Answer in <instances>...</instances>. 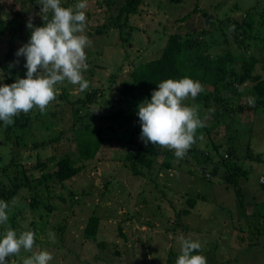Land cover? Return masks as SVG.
<instances>
[{"label":"rangeland","instance_id":"1","mask_svg":"<svg viewBox=\"0 0 264 264\" xmlns=\"http://www.w3.org/2000/svg\"><path fill=\"white\" fill-rule=\"evenodd\" d=\"M78 2L61 0V6ZM125 2L87 0L84 34L90 44L85 48L89 65L83 73L89 81L86 91L65 81L56 85V99L45 113L38 108L24 113L28 117L24 127L7 132L0 121V166L12 162L8 170L0 169V183L7 189H13L15 182L19 186L6 200L9 220L0 225V237L7 227L17 234L35 233L32 252L22 249L7 258L8 264L41 250L52 254L49 264H175L181 235L200 242L201 249L193 254H203L207 264H264V106L256 112L248 108L249 93L231 102L247 107L240 113L220 117L223 109L216 103L203 106L199 117L204 127L197 129L196 142L183 159L166 148L158 156L137 152L135 140L145 142L133 135L124 116L115 117L121 104L118 88L131 79L137 66L159 57L175 32L183 37L200 34L201 48L212 57L228 48L255 55L262 59L255 73L264 78V28L260 24L264 0H144L138 13L123 16L121 28L115 18ZM196 3L200 10L192 12ZM41 8L40 0H0V20L22 10L16 53L30 40L29 19L34 27L43 20ZM204 12L214 17L208 25ZM245 15L259 35L239 42L235 33L241 34L233 21L240 23ZM9 38V33L0 35V63L6 66L0 68V84L12 73L10 66L15 70L14 82L26 78L25 57L15 55L11 64L5 58ZM204 91L210 92L212 87L206 86ZM224 93L232 97L230 91ZM196 99L189 97L184 103L191 106ZM213 126L212 132L208 131ZM236 126L242 128L243 137L237 145L239 163L251 171L240 179L242 205L237 187L225 181V169L212 172L219 155L229 149V139L235 137L236 141L235 134L240 133ZM92 131L105 141L94 159L84 161L79 158L76 136ZM50 138L59 140L42 145ZM194 148L209 153L211 163ZM253 151L262 161L248 156ZM165 153L171 156L170 167L164 164ZM66 154L84 168L65 181H44L43 172L53 173L57 160ZM38 159L47 165L37 168ZM134 166L143 174L135 173ZM26 181L29 184H22ZM191 196L197 199L193 207L187 202ZM185 208L190 209L187 214ZM94 215L100 219L97 234L85 237L84 230ZM50 232L55 234L54 242Z\"/></svg>","mask_w":264,"mask_h":264},{"label":"clouds","instance_id":"2","mask_svg":"<svg viewBox=\"0 0 264 264\" xmlns=\"http://www.w3.org/2000/svg\"><path fill=\"white\" fill-rule=\"evenodd\" d=\"M40 5L44 24L34 27L29 19L27 27L32 29L30 40L16 53L18 57L26 58V78H18L11 84H0V121L5 126L14 123L13 117L27 114L34 108L45 113L47 106L56 99L57 84L67 81L78 85L81 92L89 88V81L83 75L89 67L85 48L90 41L84 34L87 0H79L68 7L61 6V0H40ZM50 11L52 16L48 19ZM203 91V85L188 76L160 82L152 92L151 100L138 105L140 138L145 143L173 150L177 159H183L196 142L197 129L204 127L199 117V106H188L184 102L189 97L195 100ZM248 103L254 106L255 97H249ZM9 207L8 202L0 200V225L7 224ZM49 236L54 242L55 234L50 232ZM178 240L181 250L175 264H207L203 254H193L201 249L200 242L183 235ZM34 243L33 231L17 234L7 227L0 237V264H8L7 258L18 255L22 249L32 252ZM52 260L49 251L41 250L23 258L22 264H49Z\"/></svg>","mask_w":264,"mask_h":264},{"label":"trees","instance_id":"3","mask_svg":"<svg viewBox=\"0 0 264 264\" xmlns=\"http://www.w3.org/2000/svg\"><path fill=\"white\" fill-rule=\"evenodd\" d=\"M143 1L144 0H126V2L119 7L115 23L122 28L123 24H125V22L121 23L123 16L128 18L129 15L138 13ZM169 1L172 3H181L183 0ZM198 10H200L199 4L196 3L192 12H197ZM190 13L186 14L183 19H187ZM204 14L208 16L209 13L204 12ZM260 15L262 18L260 24L262 28H264V15H262V13ZM246 16L247 15H245L240 23L237 20L233 21L236 30L241 34L238 35V32L235 33L236 40L239 42H245L248 37L253 38L259 35V33L253 32V23L246 18ZM22 17V10H18L15 12L14 17L0 20V35H5L7 33L10 35L8 49L5 54V58L9 64L12 63L16 55L15 41L19 36V32L22 31L23 22L20 21ZM47 17L51 19V15ZM212 22H214V20H212ZM43 24L44 21L42 20L37 24V27L43 26ZM206 32L207 29H204V33ZM228 36L232 37L230 35ZM241 36H243V38L238 39ZM201 45L203 44L202 41H200V34H190L188 37H183L179 32L170 34L160 56L137 66L132 72L131 79L125 81L123 85L118 88L119 102L121 104H118L115 117L119 118L124 116L126 118L125 120L132 125L133 135L138 136V138L141 137V125L137 115L138 105L145 100L150 101L151 94L157 89V85L166 79H182L188 76L193 80H198L203 85V88L206 86L212 87V91H203L198 94L195 103L199 106L200 110L203 106H207V104L211 102L216 103L223 109L220 117L232 115L235 112H243L247 107L242 104L234 106L231 102L234 97H241L244 94L249 93L251 97H255L254 106H248V108H254L256 112L264 106V78L255 73L256 65L262 59H259L255 55L248 56L245 52L234 53L231 48H228L222 55L212 57L211 53L201 48ZM0 68L5 69L6 66L0 63ZM10 68L12 73L5 75L4 84L14 83L15 70L13 66H10ZM226 90L230 91L232 97L225 95L224 92ZM131 109L134 110L130 111ZM213 117L215 118V116ZM25 119H28V117H25L24 113H20L18 116L14 117V123L6 128L8 130L7 132H12L14 128L24 127L27 123H25ZM212 128H214V126L207 129L212 132ZM236 128L240 129L239 135L235 134L236 141L235 137L229 139L231 143L229 149L226 154L219 155L221 159L219 158L220 160L212 165V172H219L220 168L225 169V181L227 184L237 187V197L239 195L240 205H242L244 198L240 189V179L247 178L251 171L239 163L237 145H239V141H243V137L242 128L239 126H236ZM55 140L59 139L50 138L43 142L42 145L50 144ZM76 140L79 158L84 161L94 159L105 141L99 132L94 131L76 136ZM135 146H137L135 149L137 152H144L148 155L158 156L163 153V147L153 145L150 142L141 143L135 140ZM194 149L203 154V160L210 162L212 158L209 153L197 148ZM197 151H195L196 154ZM133 153H130V155H133ZM248 156L262 161V158H260L261 155L259 156V154H256L254 151L249 153ZM11 164L12 162L5 166L2 165L0 169L3 168V170H8ZM164 164L169 167L171 166V156L167 153H165ZM46 165L47 163L45 161L38 159L35 166L37 168H43ZM83 168L84 165L76 166L71 155L66 154L57 160V169L52 171L53 173L46 174L43 172L45 175L43 180L49 181L51 178H58L61 181H65L73 178ZM133 170L135 173L143 174L137 166H134ZM28 182L29 181H26L22 184H29ZM14 184L16 186L12 187L13 189H7L6 187H2L3 185L0 183V200H9L12 195L14 196L17 193L19 186L16 182ZM196 200L194 196L189 197L187 199L189 207H193L194 204H196ZM183 211L187 214L190 209L185 208ZM99 220V217L96 215L90 217V221L84 230L85 237H94L97 234ZM12 264H22V261H13Z\"/></svg>","mask_w":264,"mask_h":264},{"label":"water","instance_id":"4","mask_svg":"<svg viewBox=\"0 0 264 264\" xmlns=\"http://www.w3.org/2000/svg\"><path fill=\"white\" fill-rule=\"evenodd\" d=\"M211 18H214L212 15H209L208 17H207V19H206V25H208V22H209V20L211 19Z\"/></svg>","mask_w":264,"mask_h":264}]
</instances>
